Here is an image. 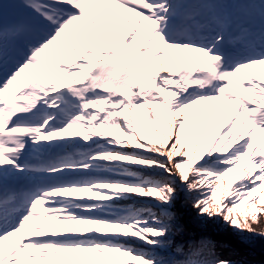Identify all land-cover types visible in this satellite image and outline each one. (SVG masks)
<instances>
[{"label": "snow or ice", "instance_id": "1", "mask_svg": "<svg viewBox=\"0 0 264 264\" xmlns=\"http://www.w3.org/2000/svg\"><path fill=\"white\" fill-rule=\"evenodd\" d=\"M210 224L264 240V0H0V264H264Z\"/></svg>", "mask_w": 264, "mask_h": 264}, {"label": "bare ground", "instance_id": "2", "mask_svg": "<svg viewBox=\"0 0 264 264\" xmlns=\"http://www.w3.org/2000/svg\"><path fill=\"white\" fill-rule=\"evenodd\" d=\"M183 196V194H181V197ZM183 198V197H182ZM188 208H191L190 207V205H188L187 206ZM187 207L186 208H182V209H178V210H180V212L179 211H177V208H176V211L179 213V215L181 216V217H184V218H187V216H189V214H190V212H188V210H186L187 209ZM183 221H185V219H183ZM257 227V231H259V230H261V227H264V226H256ZM207 232H208V234H211V235H213V237H217L218 238V241H222L223 243L225 242V241H230V242H232V238L234 237V238H236L237 239V237L230 231V230H224L221 226H219V225H209L208 226V228H207ZM188 233L189 234H191V235H197L198 236V233H197V231L196 232H193V231H191V230H188ZM258 238V237H257ZM177 242H180L181 240H176ZM264 241H262L261 240V242H260V245H262V246H260L262 249L264 248V243H263ZM240 244V243H239ZM238 244V245H239ZM255 244H257V243H255ZM243 245V244H242ZM241 245V246H242ZM255 253V252H254ZM251 253H245L244 252V250L243 251H241V253H240V257L241 258H251V255H250Z\"/></svg>", "mask_w": 264, "mask_h": 264}, {"label": "rangeland", "instance_id": "3", "mask_svg": "<svg viewBox=\"0 0 264 264\" xmlns=\"http://www.w3.org/2000/svg\"><path fill=\"white\" fill-rule=\"evenodd\" d=\"M183 197V196H182ZM181 197V195H180V198L179 199H177V201H176V203H175V207L177 208V211H179L180 212V210H178V209H182L183 207L184 208H186L187 206H184L183 205V198ZM186 210H188V212H190V214H189V216H187V218H184V217H182L183 219H185V224L187 225V228H188V230H191V231H193V232H196V231H198V230H200V231H202L201 230V228L199 227V224L197 223V220H196V214H195V212L191 209V208H188L187 207V209ZM178 213V212H177ZM179 214V213H178ZM191 235V234H190ZM195 235V234H194ZM187 237H184V238H182V237H175V240H181V239H186ZM235 238L233 237L232 238V240H234ZM237 243H240L239 242V240H238V242ZM240 244H242V243H240ZM244 246H246L247 248V253H253V251H252V249L251 248H249L247 245H245V244H243ZM251 256H256V254H254V255H252V254H250ZM260 260V258H256L255 259V261H259Z\"/></svg>", "mask_w": 264, "mask_h": 264}, {"label": "water", "instance_id": "4", "mask_svg": "<svg viewBox=\"0 0 264 264\" xmlns=\"http://www.w3.org/2000/svg\"><path fill=\"white\" fill-rule=\"evenodd\" d=\"M197 233H198V235H200V234H201V231L198 230ZM196 236H197V235H196ZM214 238H215V237H214ZM215 239L218 240L217 237H216ZM222 241H223V240H222ZM222 241H221V242H222ZM224 243L229 244L231 247L235 248L239 253H241V251H243V250H244L245 253L248 252L247 249H246V248H247L246 246H244V245H242V244H239V243H237V242H234L233 240H232V242H230V241H225ZM238 244H239V245H238ZM241 245H242V246H241ZM255 254H256V256H251V258H247V259H249V260H255L256 258H260V260L264 259V252H255Z\"/></svg>", "mask_w": 264, "mask_h": 264}, {"label": "trees", "instance_id": "5", "mask_svg": "<svg viewBox=\"0 0 264 264\" xmlns=\"http://www.w3.org/2000/svg\"><path fill=\"white\" fill-rule=\"evenodd\" d=\"M197 223H198V221H197ZM262 241H264V240H262ZM260 242H261L260 238H255V243H257V244H255V248L252 249L253 252H264V248L262 249L260 247V246H262V245H260Z\"/></svg>", "mask_w": 264, "mask_h": 264}]
</instances>
